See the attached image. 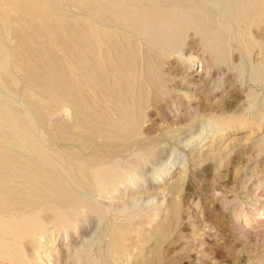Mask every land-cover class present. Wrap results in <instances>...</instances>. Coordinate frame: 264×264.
<instances>
[{
  "label": "bare ground",
  "instance_id": "obj_1",
  "mask_svg": "<svg viewBox=\"0 0 264 264\" xmlns=\"http://www.w3.org/2000/svg\"><path fill=\"white\" fill-rule=\"evenodd\" d=\"M214 4L246 27L264 22V0L12 1L16 11L10 18L19 27L14 47L7 45L0 23V264H42L40 249H49L46 260H56L57 249L49 244L63 235L71 243L64 248L75 247L72 238L88 232L89 214L102 219L110 214L100 197L115 191L126 176L117 161L105 160L101 152L118 156L123 147H131L149 103L138 77L137 43L176 49L194 28L204 33L214 58L226 62L231 53ZM72 6L84 17L74 18ZM244 33L247 52L255 41ZM13 67L27 74L22 82ZM252 74L264 81L261 68ZM147 76L153 81L150 68ZM22 83L38 101L19 93ZM16 104L23 114L14 110ZM61 109L70 112L71 121L51 126ZM214 122L222 125L219 119ZM134 227L131 222L109 224L103 258L108 264L124 249ZM156 238L143 264L162 263L165 229ZM72 258L70 250L66 264Z\"/></svg>",
  "mask_w": 264,
  "mask_h": 264
},
{
  "label": "rangeland",
  "instance_id": "obj_2",
  "mask_svg": "<svg viewBox=\"0 0 264 264\" xmlns=\"http://www.w3.org/2000/svg\"><path fill=\"white\" fill-rule=\"evenodd\" d=\"M12 1L0 0V23L10 47L17 43L19 28L10 18L16 11ZM214 6L215 19L227 33L231 56L226 62L214 58L204 33L194 28L172 50L138 41V77L149 94L141 134L118 156L101 152L105 160L117 161L126 177L100 197L110 214L104 219L89 214L88 232L72 238L77 246L68 248L71 264L84 255L79 264H108L103 259L110 241L107 227L129 222L135 225L131 239L110 264H143L163 229L168 238L161 264H264V81L252 74L257 67L264 71V22L246 27ZM69 8L74 18L86 14ZM242 30L255 41L247 52ZM11 70L21 82L27 76L18 67ZM19 89L23 97L39 100L29 86L22 83ZM14 110L24 113L17 104ZM63 110L51 126L71 121L70 112ZM218 119L220 127L214 122ZM69 242L60 235L48 246L57 249L56 260H46L49 249H40L39 262L66 264L64 245L71 246Z\"/></svg>",
  "mask_w": 264,
  "mask_h": 264
}]
</instances>
